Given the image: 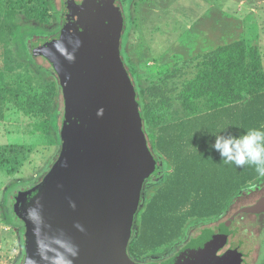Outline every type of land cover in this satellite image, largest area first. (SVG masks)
I'll return each instance as SVG.
<instances>
[{"label":"water","instance_id":"obj_1","mask_svg":"<svg viewBox=\"0 0 264 264\" xmlns=\"http://www.w3.org/2000/svg\"><path fill=\"white\" fill-rule=\"evenodd\" d=\"M62 27L39 51L64 98L61 151L44 178L21 192L25 264H243L220 254L229 225L204 231L172 259L140 263L129 254L146 180L156 170L136 87L122 56L125 18L117 0H61ZM102 110V112H101Z\"/></svg>","mask_w":264,"mask_h":264},{"label":"rangeland","instance_id":"obj_2","mask_svg":"<svg viewBox=\"0 0 264 264\" xmlns=\"http://www.w3.org/2000/svg\"><path fill=\"white\" fill-rule=\"evenodd\" d=\"M151 2L157 5L161 2L169 16L166 22L164 15L161 20L160 13L152 14L160 23L159 33L154 34L149 42L153 53H163L173 48L170 42L165 44L166 34L169 41H184L185 45H190L195 39L198 43L203 41L202 37H197L199 30L213 32L211 25L215 21H221L224 36L230 35L232 21L237 27L233 40L247 38L253 45L258 44L263 53L264 69V0H150ZM119 3L126 18L122 56L135 85L142 90L150 85V77L145 74L143 77L142 69L137 67L140 61L135 47L137 34L134 18L137 1L120 0ZM30 6H46L47 9L44 15H41V11L28 14L23 10L12 9L8 0H0V88L4 98V117L0 120V264H23L26 225L14 212L15 195L39 183L61 151L60 130L64 116L61 85L57 74L51 70L49 61L33 55L31 43L38 37H52L60 31L62 4L61 0H33ZM149 16L152 17L150 14ZM232 16H237L238 21L231 18ZM235 26L233 25V29ZM12 28L16 34H13ZM179 48L176 44L175 59L170 61L172 66L159 73L162 78L175 67L181 69L180 76L167 81L169 87L173 86L178 90L198 71L197 64L200 60L192 58L203 54L199 49L200 53L193 55L182 52ZM52 83L56 87V96L45 115L26 114L16 104V95L10 91L14 87L28 92H41ZM176 96L177 92L172 94L173 119L187 115L182 102ZM141 101L146 106L150 98L141 93ZM147 131L150 135H156L157 129L148 125ZM170 173L171 169L166 167L165 160L160 159L159 174L144 186L143 203L134 226L135 235L139 232L140 214L147 200L164 184ZM261 198H264V178L235 193L220 215L205 219L192 218L186 224L181 237L173 243L144 255L132 254V257L138 261L163 259L192 237L199 235L203 229L218 225L239 208L252 206ZM233 230L230 246L237 247L244 254L245 263L264 264V213H240Z\"/></svg>","mask_w":264,"mask_h":264},{"label":"trees","instance_id":"obj_3","mask_svg":"<svg viewBox=\"0 0 264 264\" xmlns=\"http://www.w3.org/2000/svg\"><path fill=\"white\" fill-rule=\"evenodd\" d=\"M31 1L8 0V3L12 9L28 14L41 11L44 15L47 7L30 6ZM14 30L12 28L16 34ZM45 38L32 41L33 55L45 58L39 51V44ZM262 57L258 44L253 45L247 38H241L193 57V60H200L198 71L183 83L180 90L167 83L182 74L176 67L142 90L135 85L144 131L156 159V170L146 182L159 174L160 159L165 160L171 173L147 200L140 214L139 232L135 235L134 228L129 245L131 257L173 243L181 237L190 219L220 215L235 193L264 178L258 175L254 165L238 168L224 163L220 153L212 147L218 134L243 135L251 129L264 130ZM10 91L16 95V104L26 114H47L56 96L54 83L41 92L14 87ZM175 92L187 111L186 116L177 119L171 116L172 94ZM141 93L150 98L146 106L142 104ZM3 102L0 88V120L4 117ZM148 125L157 129L156 135L148 133ZM20 193L15 195L14 212L23 221L15 209ZM240 253L245 264V256Z\"/></svg>","mask_w":264,"mask_h":264},{"label":"crops","instance_id":"obj_4","mask_svg":"<svg viewBox=\"0 0 264 264\" xmlns=\"http://www.w3.org/2000/svg\"><path fill=\"white\" fill-rule=\"evenodd\" d=\"M136 1H137V5L135 10L134 26L137 34L136 37L137 44L135 45V47H136V54L140 58L137 67L142 69L141 70L142 75L145 74V76L147 75V77L148 76L150 77L148 78L150 84L160 79L159 73L167 70L170 66H172V63L170 61H173L175 59L174 51L176 49V44L177 47H180L179 49L182 52L195 55V54H199L200 52L205 53L211 51L217 48L218 46L223 45L224 43H231L235 41L233 40L234 36L237 33V27L235 26V24L232 21H230L231 33L230 35L227 34L229 36L227 35L224 36L222 31L223 25L221 21H215L212 22L213 24L211 25V29L213 30V32L208 33L209 31H207L206 29L198 31L197 37L199 38L202 37L203 41L198 43L197 40L195 39V42H191L190 45H185L184 41L183 43L179 41L177 43L176 41H169V38L167 37L166 34L165 44H169L170 42L173 45V48L170 50L167 49L163 53H153V49L149 46V42L151 41V38L154 37V34L159 33L160 23L158 22L157 18H153L154 16L152 14L160 13L159 17H161V20L164 19L166 22H168L169 16L166 14V12L168 13V10H164L163 5L161 6L160 4L161 2H159L157 5L152 2L150 3V0H136ZM220 9H221L220 14H221L222 6ZM149 14L152 16L151 18ZM162 15H164L163 19H162ZM231 18H235L236 22L238 21L237 16H232ZM233 25L235 26L234 29H233ZM193 33L194 32L192 31V34ZM124 37L125 35L123 34L122 39H124ZM167 48L169 47L167 46ZM198 49L200 52L198 51Z\"/></svg>","mask_w":264,"mask_h":264},{"label":"clouds","instance_id":"obj_5","mask_svg":"<svg viewBox=\"0 0 264 264\" xmlns=\"http://www.w3.org/2000/svg\"><path fill=\"white\" fill-rule=\"evenodd\" d=\"M212 147L224 163L238 168L254 165L258 175L264 177V130L251 129L243 135L218 134Z\"/></svg>","mask_w":264,"mask_h":264},{"label":"flooded vegetation","instance_id":"obj_6","mask_svg":"<svg viewBox=\"0 0 264 264\" xmlns=\"http://www.w3.org/2000/svg\"><path fill=\"white\" fill-rule=\"evenodd\" d=\"M119 1H120V0H117V4L122 8L121 3H119ZM122 10H123V9H122ZM146 183H147V182H146ZM144 186H145V185H144ZM261 199H262V198H261ZM261 199H259V200H258L255 204H253L252 206L257 205L258 202H259ZM244 207H250V206H243V207L239 208L235 213H233L231 216H229L228 219H226V220L223 221V222H219V224L216 225V226H212V227H210V228H208V229H207V228H206V229H203L199 235H201L204 231L209 232V233H219L222 224H223L224 222H226L227 220H229L232 216H234L239 210H241V209L244 208ZM251 212H254V211H251ZM240 213H248V212H247V211H243V212H240ZM240 213H239V214H240ZM255 213H264V211L255 212ZM239 214H238V215H239ZM238 215L235 216V218L233 219V221H232L231 224L229 225V236H228V242H227L226 245L220 250V252H219L220 254L225 253V252H227V251L230 250V249H236V250H239L237 247H234V246H232V245L230 246V238H231V236H232V234H233V232H234V230H233V225H234V223H235V221H236ZM199 235H197V236H195V237H192L188 242H186L185 244L181 245V246H180L178 249H176L173 253H171L169 256H167V257H165V258H163V259H159V260H150V261H140V260L138 261V260H136V259H134V260H136V261H138V262H140V263H162V262H164V261L170 260V259H172L175 255H177L182 249H184V248L186 247V245H187L191 240H193L194 238L198 237ZM156 251H157V250H156ZM239 251H240V250H239ZM240 252H241V251H240ZM244 263H245V260H244ZM245 264H246V263H245Z\"/></svg>","mask_w":264,"mask_h":264}]
</instances>
